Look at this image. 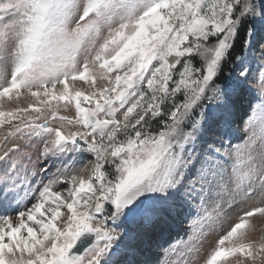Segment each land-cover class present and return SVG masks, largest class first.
Listing matches in <instances>:
<instances>
[{
    "label": "snow or ice",
    "instance_id": "snow-or-ice-1",
    "mask_svg": "<svg viewBox=\"0 0 264 264\" xmlns=\"http://www.w3.org/2000/svg\"><path fill=\"white\" fill-rule=\"evenodd\" d=\"M249 53L259 115L232 144ZM24 93L39 106L0 110V126L19 120L0 139V264H135L115 259L119 241L177 206L197 209L199 241L237 202L264 200V0H0V108ZM213 129L226 140L197 151ZM34 141L35 158L11 155ZM256 214H238L205 264L255 259ZM195 250L173 246L172 264Z\"/></svg>",
    "mask_w": 264,
    "mask_h": 264
},
{
    "label": "rangeland",
    "instance_id": "rangeland-1",
    "mask_svg": "<svg viewBox=\"0 0 264 264\" xmlns=\"http://www.w3.org/2000/svg\"><path fill=\"white\" fill-rule=\"evenodd\" d=\"M238 63V62H237ZM260 60L258 56H252L249 53V65L250 72L247 81L242 88L231 99V127L233 134L231 136L232 144H243L248 137V131H245L246 122H250L249 118H255L259 115V109L253 111L255 105H257L261 99L260 96ZM231 71L225 68L224 73L227 76H235L239 69L236 64H232ZM11 63L9 62L8 77L10 79ZM76 87L83 88L85 91L89 90L88 85L84 82H77ZM206 103H208L206 101ZM29 104L37 105V101L29 94L24 93L19 100L13 99L8 101L5 99L2 102V108L0 110L9 111L17 107L27 108ZM60 115L74 116V109L64 111L60 110ZM29 115H35L34 112L29 111ZM19 123V120H13L11 124H4L0 126V139L4 134L15 124ZM226 138L221 137L213 129L201 138L200 144L197 146V151L202 148H206L209 144L216 147H220L222 141ZM19 140H10L7 144L8 148L14 147L15 144H20ZM40 147L39 141H34L31 147H22L21 153H12L14 158H18L22 153L32 154L35 158V153ZM5 145L0 143V154H3ZM194 203H198L195 201ZM257 206H264V200L259 196L255 200L247 202H237L231 209L228 210V217L225 222L210 230L203 239L197 241L192 239L194 228V218L197 215V209L195 207H175L172 211L165 213V215L154 222L153 224L145 225L139 229H134L129 235L125 236L119 241V255L115 257L117 260H133L135 264H172L177 260V254L172 252L173 246L176 248V253L184 251L187 247L195 245L196 250L182 259H187L189 264H205V261L209 257L210 253L216 248L217 241L230 230L231 226L237 222L238 214L245 209H252ZM250 227L247 229L246 242L253 243V254L255 259L242 256L239 253L236 256L231 257L227 264H264V252L259 251L260 242L264 241V216L259 214L254 215L249 220ZM123 233L124 230L121 229ZM132 236L135 240L134 254L125 256L128 252V247L125 246L124 240L126 237ZM133 245V244H132ZM226 246L227 242H226Z\"/></svg>",
    "mask_w": 264,
    "mask_h": 264
},
{
    "label": "bare ground",
    "instance_id": "bare-ground-1",
    "mask_svg": "<svg viewBox=\"0 0 264 264\" xmlns=\"http://www.w3.org/2000/svg\"><path fill=\"white\" fill-rule=\"evenodd\" d=\"M165 215V214H164ZM135 239L132 237V236H128V237H126L125 238V240H124V244H125V246L126 247H128V249H131V250H133V249H135V244L133 243V241H134ZM133 244V245H132Z\"/></svg>",
    "mask_w": 264,
    "mask_h": 264
},
{
    "label": "trees",
    "instance_id": "trees-1",
    "mask_svg": "<svg viewBox=\"0 0 264 264\" xmlns=\"http://www.w3.org/2000/svg\"><path fill=\"white\" fill-rule=\"evenodd\" d=\"M236 54H241L240 51H239V49L237 50V53H236ZM232 64H234V63H230V64L228 65V68H227L228 71H231V68H232V67H230V66H231ZM225 76H227V73H226V74L224 73V75L221 77V80H223Z\"/></svg>",
    "mask_w": 264,
    "mask_h": 264
}]
</instances>
